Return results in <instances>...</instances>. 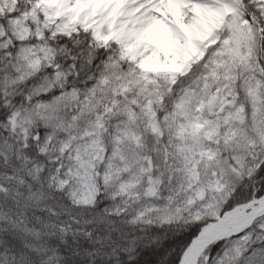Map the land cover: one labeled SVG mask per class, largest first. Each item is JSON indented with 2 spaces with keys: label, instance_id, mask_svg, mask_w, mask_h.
Segmentation results:
<instances>
[{
  "label": "snow or ice",
  "instance_id": "1",
  "mask_svg": "<svg viewBox=\"0 0 264 264\" xmlns=\"http://www.w3.org/2000/svg\"><path fill=\"white\" fill-rule=\"evenodd\" d=\"M0 264H264V0H0Z\"/></svg>",
  "mask_w": 264,
  "mask_h": 264
}]
</instances>
